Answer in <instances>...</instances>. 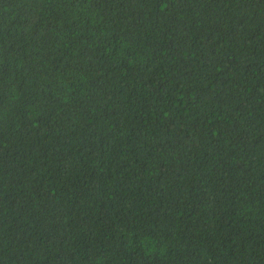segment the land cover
<instances>
[{
    "label": "trees",
    "instance_id": "obj_1",
    "mask_svg": "<svg viewBox=\"0 0 264 264\" xmlns=\"http://www.w3.org/2000/svg\"><path fill=\"white\" fill-rule=\"evenodd\" d=\"M0 264H264V0H0Z\"/></svg>",
    "mask_w": 264,
    "mask_h": 264
}]
</instances>
